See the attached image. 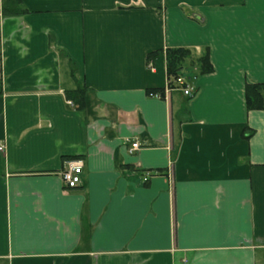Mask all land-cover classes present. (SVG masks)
Wrapping results in <instances>:
<instances>
[{
	"label": "crops",
	"instance_id": "1",
	"mask_svg": "<svg viewBox=\"0 0 264 264\" xmlns=\"http://www.w3.org/2000/svg\"><path fill=\"white\" fill-rule=\"evenodd\" d=\"M169 48L209 49L191 99ZM251 83L264 0H0V264H264Z\"/></svg>",
	"mask_w": 264,
	"mask_h": 264
},
{
	"label": "trees",
	"instance_id": "2",
	"mask_svg": "<svg viewBox=\"0 0 264 264\" xmlns=\"http://www.w3.org/2000/svg\"><path fill=\"white\" fill-rule=\"evenodd\" d=\"M13 2V0H8ZM16 14L21 13V10L13 11ZM158 53V52H157ZM156 52L149 54V61L152 59ZM196 68L197 72L202 74L213 71V65L209 57V49L207 48L200 56H195L192 50L188 48H169L167 50V77L168 85L174 90L178 88L177 80L182 77L186 69ZM88 88L84 85L79 86L77 89L70 91L69 96L78 108H83L85 95ZM164 89H158L153 92L164 93ZM194 96V95H193ZM192 96V97H193ZM190 97V99L192 98ZM246 104L249 110L264 109V83H251L246 86Z\"/></svg>",
	"mask_w": 264,
	"mask_h": 264
},
{
	"label": "built area",
	"instance_id": "3",
	"mask_svg": "<svg viewBox=\"0 0 264 264\" xmlns=\"http://www.w3.org/2000/svg\"><path fill=\"white\" fill-rule=\"evenodd\" d=\"M150 68L153 69L152 64L150 63ZM178 88L181 89L185 95L187 96H193V87L189 83V81L185 77H180L177 80ZM168 91H171L172 89L167 84ZM158 94V93H155ZM139 143L137 141L133 142L130 148V153H133L139 149ZM3 150L2 145H0V151ZM83 164L82 161H70L68 164V167L61 173L62 181L64 184V187L66 189H74L81 185ZM150 175H147L145 177V180L148 181Z\"/></svg>",
	"mask_w": 264,
	"mask_h": 264
}]
</instances>
